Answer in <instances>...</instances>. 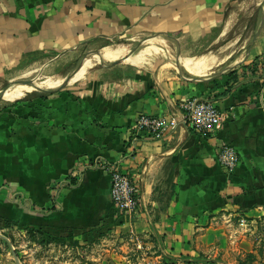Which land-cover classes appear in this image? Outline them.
Listing matches in <instances>:
<instances>
[{"label": "crops", "instance_id": "1", "mask_svg": "<svg viewBox=\"0 0 264 264\" xmlns=\"http://www.w3.org/2000/svg\"><path fill=\"white\" fill-rule=\"evenodd\" d=\"M262 3L0 0V76L76 62L84 52L72 80L88 57H100L75 84L62 87L67 77L52 90L1 103L0 236L25 231L67 247L110 231L141 248L131 254L126 243L121 253L116 245L110 264H164L167 257V264H264V25L252 43ZM256 8L258 26L246 28ZM236 40L231 56L209 71L190 73L182 63L229 41L219 56ZM147 41L162 52L141 66L126 62ZM113 46L125 55L101 59ZM194 98L225 113L217 133L183 123L180 105ZM141 115L175 117L179 127L162 138L137 135L132 151ZM222 144L239 155L232 172L218 162ZM113 163L139 195L128 219L116 216L111 201L103 167Z\"/></svg>", "mask_w": 264, "mask_h": 264}, {"label": "rangeland", "instance_id": "2", "mask_svg": "<svg viewBox=\"0 0 264 264\" xmlns=\"http://www.w3.org/2000/svg\"><path fill=\"white\" fill-rule=\"evenodd\" d=\"M255 10L256 11L252 18H249L248 15H246V17L244 18L243 25L246 28L251 26V24L255 27L258 26L260 12L257 8ZM243 27L235 32V36L233 35L234 38L246 32V29L243 30ZM228 42L224 43L223 45L227 44ZM148 46H150L148 41L141 44L138 47L136 53L140 52ZM220 47L213 49L212 52H217ZM84 56L85 54L83 52V54H81L76 62L68 58L53 62L47 67L36 66L24 70L19 69L20 71L18 70L16 72L10 71L5 75L0 76V94L6 88L9 89L13 87L14 85L12 82L33 80L35 84H38L39 81L44 80L48 77H61L64 81L68 76L73 74L78 64L81 62V60H83ZM93 59L94 57H88V59H86L83 64L87 63L88 61L92 62ZM33 92L35 93V90ZM3 102V100L0 101V105ZM258 230L260 234L258 238L259 250L264 258V224H261ZM1 236L0 264H60L67 261L76 262L77 264H110L114 247L117 245L121 253H123L120 247L127 243L126 241L117 242L115 238L117 237V235L111 233L110 231L103 233L95 240L87 241L86 243L81 245H75L74 243H71L67 244V247L66 244L62 245L61 243H57L51 240H43L40 235L32 236L30 233L25 231L23 233L14 235L11 229L3 233L2 237ZM127 244H129L127 246L130 247V250H132L130 252L131 254L135 253V251L141 250L140 247H137L135 250H133V242L131 241H129ZM261 263H264V261H262Z\"/></svg>", "mask_w": 264, "mask_h": 264}, {"label": "built area", "instance_id": "3", "mask_svg": "<svg viewBox=\"0 0 264 264\" xmlns=\"http://www.w3.org/2000/svg\"><path fill=\"white\" fill-rule=\"evenodd\" d=\"M183 123L201 135L217 133L226 119L225 113L220 111L209 99H189L181 103ZM179 123L175 117L141 115L135 122L134 136L130 149H137V135L147 133L152 138H162L175 132ZM219 164L229 172L234 171L239 163V155L234 147L222 144L218 154ZM104 170L111 177V201L118 218L128 219L136 214L139 208V195L130 177L120 163L106 164Z\"/></svg>", "mask_w": 264, "mask_h": 264}, {"label": "bare ground", "instance_id": "4", "mask_svg": "<svg viewBox=\"0 0 264 264\" xmlns=\"http://www.w3.org/2000/svg\"><path fill=\"white\" fill-rule=\"evenodd\" d=\"M242 2H244V1H242ZM226 22H228V21H226ZM226 29H227V27H226ZM238 44H239V42L236 40V41L226 45L225 47H223L221 49L219 56H216L215 53H207V54H203L199 57H195V58H185L182 60V63L184 65V67L186 68V70L190 73H194V74L204 73V72L212 69V67L214 65H217L218 63H221V62L227 60L231 56L234 47H236V48L238 47ZM125 52L126 51L123 47H116V48H114V46L113 47H106L101 52V57H102L101 59H104L107 61H114V60L122 58L125 55ZM160 52H162V49L160 47L155 48V47L149 46V47H146L145 49H143L141 52H138V54L136 56L128 58L126 60V62L141 66L142 64L144 65V63L147 61V57H149L151 55L159 54ZM170 58H171V56H170ZM96 59L94 58L92 62L88 61L87 63L83 64L82 67L77 71V73L74 75L73 79L71 80L72 83H74V82L76 83V81L83 79L85 77L86 73L89 71V69H91L93 67ZM98 59H100V57ZM62 83H63V79L61 77H48L44 80L39 81L38 84H34V86H29L26 84H16L13 87L9 88L4 93L3 101L13 102V101H16L18 99L23 98L24 96H26V94L32 93L37 88H39L41 90H46L47 88H49L53 85L59 87ZM50 90H52V89H50ZM24 99H26V97Z\"/></svg>", "mask_w": 264, "mask_h": 264}, {"label": "water", "instance_id": "5", "mask_svg": "<svg viewBox=\"0 0 264 264\" xmlns=\"http://www.w3.org/2000/svg\"><path fill=\"white\" fill-rule=\"evenodd\" d=\"M263 25H264V0H263V3H262V7H261V16H260V23H259V26H258V30L253 38V41L252 43L257 39L258 35L260 34L262 28H263ZM71 80V77H68L66 79V81L63 83L62 87H64L69 81ZM13 85H16V84H26V85H29V86H34L35 82L33 80H29V81H18V82H12ZM8 90V88H6L1 94H0V101L3 100V95L4 93Z\"/></svg>", "mask_w": 264, "mask_h": 264}, {"label": "trees", "instance_id": "6", "mask_svg": "<svg viewBox=\"0 0 264 264\" xmlns=\"http://www.w3.org/2000/svg\"><path fill=\"white\" fill-rule=\"evenodd\" d=\"M168 261H169V258L167 257V258H165V263L164 264H167L168 263ZM171 261V260H170Z\"/></svg>", "mask_w": 264, "mask_h": 264}]
</instances>
